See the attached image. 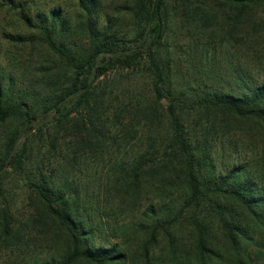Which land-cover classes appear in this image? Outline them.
I'll return each mask as SVG.
<instances>
[{
  "label": "trees",
  "instance_id": "16d2710c",
  "mask_svg": "<svg viewBox=\"0 0 264 264\" xmlns=\"http://www.w3.org/2000/svg\"><path fill=\"white\" fill-rule=\"evenodd\" d=\"M129 1L125 12L134 29L124 36L110 33V22L101 25L99 0H77L82 14L79 27L72 30L75 41L60 8L34 19L24 6H16L23 24L36 32L28 40L16 37V42L41 46L51 59L41 63L39 89L0 72V126L8 127L1 136L0 191L10 176H27L24 183L36 207L28 221L54 224L66 245L33 264H260L264 148L256 160L225 170L212 159L208 145L201 147L198 133L208 142L217 126L229 131L253 125L256 132L249 131L261 137L264 147V81L234 63L221 70L215 57H200L199 62L212 63L202 79L190 82L175 61L170 40L179 24L201 39L211 28L215 8L227 21L247 26L264 0ZM206 48L213 53L209 41ZM130 71L150 80L153 101L163 107L162 136L156 131L161 115L138 100L112 123L121 125L127 112L134 118L113 131L108 125L114 114L109 75ZM139 113L147 119L143 125ZM70 127L74 141L62 147L60 158L83 177L56 183L40 170L27 172L28 150L42 142L51 153ZM112 132L117 134L113 142L121 143V155L111 160L107 173L104 166L97 169L105 188L101 193L81 166L89 148L100 153L107 149ZM217 135L222 138L223 133ZM92 187L97 191L90 192ZM0 200L5 201L0 238L21 241L26 232L37 231H25L17 207L3 193ZM116 200L130 207L126 215L107 209ZM136 240L140 250L133 251Z\"/></svg>",
  "mask_w": 264,
  "mask_h": 264
},
{
  "label": "rangeland",
  "instance_id": "374dc122",
  "mask_svg": "<svg viewBox=\"0 0 264 264\" xmlns=\"http://www.w3.org/2000/svg\"><path fill=\"white\" fill-rule=\"evenodd\" d=\"M129 2V0H99V6L103 11L100 23L106 27L110 22L112 27L110 33L124 36L133 33L134 21L125 12ZM19 5L24 6L27 13L34 19L38 15L46 17L52 9L60 8L62 20H66L71 25L70 33L73 41L78 37H75L72 30L77 26L79 27L82 10L77 0H0V72L12 73L20 79H24L31 88L39 89V81L42 78L39 72L41 63L51 59V55L41 46H32L29 42H16V37H24L22 39L28 40L31 35L36 33L23 24L20 19V8L16 9V6ZM213 12L211 28L202 35L201 39L197 38L198 36L194 33L192 38L193 34L183 29L182 24L177 25V27L173 26L174 33L170 43L173 45L174 58L183 76L190 82L194 81L195 77L202 79L201 74L206 71V68L212 62H199L200 57H215V64L221 67V70L226 69L227 63H234V66H239L256 81H264V7L257 11V16L251 18L252 22L247 26L246 22H238L236 25V23L222 18L219 8H215ZM247 32H253L251 33L252 36H247ZM208 41L213 53L206 48ZM203 46H205L204 54L200 55L198 52L204 48ZM109 83L113 85L110 105L114 110V114L108 116V125L112 128V131L115 128L120 129L122 124L125 125L126 121L128 122L134 118L133 114L127 112L122 115L121 125L112 123L121 110H128V104L135 103L138 100L142 102V106L147 110H156L161 115V124L156 127V131L160 136L164 134L166 125H164L162 116L164 115L163 107L153 101L150 94L151 83L146 76L131 71L121 74L113 73L109 75ZM119 108L121 109L118 111ZM137 119L141 125L147 121L142 113H139ZM137 119L134 122L135 124ZM226 128L220 129V126H217L218 132L209 138L208 142H204L205 136L203 133H198L201 147L208 145L210 156L221 168L226 170L237 162H252L261 156L259 155L261 152L263 154L264 147L261 145V137L253 135V132H256L255 126L244 124L234 126L229 131ZM7 129L8 127L0 126V144L1 136L4 135ZM250 129H253V132H250ZM219 132L223 133L222 138L217 135ZM64 136L65 139H61L59 144L56 145L57 149L52 150V148L51 153L46 152L42 142L35 149L33 147L28 150V158L30 159L27 172L40 170L51 175L56 183H59V180L65 177H77V179L83 177L78 172L73 173L70 165L61 161L60 151L62 147L74 141L72 138L74 137L73 127L67 128L64 131ZM109 136L111 140L107 143V149L100 153L92 147L89 148V151L85 153L87 160L81 166L84 176L101 193L105 188L101 174L97 169L104 166L105 173H107L111 166V160L114 159L115 155H121L118 149L121 143L118 141L113 142V138L117 134L112 132ZM72 148L75 149L74 146ZM25 177L27 176H10L5 185L2 186L3 190L0 191V194L3 193L7 197V203L17 207V218L19 221H23L24 230L32 231L36 229L37 231H34V234L26 232L27 238L21 241L20 238L9 241L0 238V264H33L37 260L45 259L46 255L57 253L58 250H62L66 246L54 224L47 222L46 224L34 225L28 221L29 211L36 209V207L31 199V193L26 188V183H24ZM260 178L264 184V175L261 174ZM99 184L101 185L100 188ZM93 187L90 192L97 191ZM144 191L147 190L144 189ZM113 202L107 206V209L112 207L111 210L116 213L123 211L125 215L130 210L129 206L119 204L118 200L114 204ZM3 203L5 201L0 200V208L4 207L1 206ZM131 249L133 251L140 250L138 240L132 241ZM255 249L254 246L250 250L253 253ZM260 264H264V259L260 260Z\"/></svg>",
  "mask_w": 264,
  "mask_h": 264
}]
</instances>
